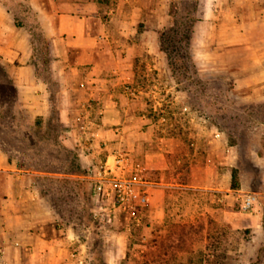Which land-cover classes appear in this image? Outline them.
Listing matches in <instances>:
<instances>
[{"label":"crops","instance_id":"obj_1","mask_svg":"<svg viewBox=\"0 0 264 264\" xmlns=\"http://www.w3.org/2000/svg\"><path fill=\"white\" fill-rule=\"evenodd\" d=\"M180 1L110 0L112 5L104 6L101 0H0V264H93V220L68 219L43 194L40 183L57 176L90 187L87 170L98 148L110 163L120 148L137 157L135 164L156 182L149 209L156 222L166 217L165 205L157 202L163 187L222 192L221 200L239 193L230 181L219 180L227 163L224 153L216 163H188L192 172L185 183L180 158H169L177 146L174 136L166 135L173 124L166 123L167 105L161 108V101L168 100L172 108L191 93L178 88L176 75L163 87L161 78L150 76L163 69L173 72L161 37L175 25ZM194 1L191 41L198 36L200 53H205L216 37L218 69L234 73L235 109L248 113L247 106L262 107L264 112V0ZM187 108L177 113L183 115ZM51 117L61 125L59 146L79 152L81 170H33L19 166L11 155L14 146L7 137L24 132L32 140L34 123L40 120L45 132ZM216 138L205 139L206 152L216 141L217 148L225 147ZM229 147L235 162L238 144ZM194 165L206 170L201 179ZM256 194L252 209L262 197ZM225 218L236 226L232 217ZM143 239L147 241L146 234ZM104 253V262L111 264L108 244Z\"/></svg>","mask_w":264,"mask_h":264},{"label":"rangeland","instance_id":"obj_2","mask_svg":"<svg viewBox=\"0 0 264 264\" xmlns=\"http://www.w3.org/2000/svg\"><path fill=\"white\" fill-rule=\"evenodd\" d=\"M108 1L101 0L104 6L111 3ZM178 7L175 25L161 37V44L173 63V72L163 69L161 75L153 72L150 76L151 80L153 76L161 78L163 87L169 83V77L176 75L178 88L188 89L191 93L190 98L179 97L172 108L168 100L161 101V108L167 105L166 123L173 124L172 132L166 131V135L172 134V141L177 146L175 156L169 158H180V179L185 183L192 172L188 163H216L224 153L227 163L219 180L230 181L239 193L221 200L222 192L163 187V195L157 197V202L165 205L166 217L163 222H156L149 212L154 202L152 190L149 203L141 211L146 228L143 224H132L128 228L123 217H118L115 223L99 224V219L94 216L97 203L92 182L89 187L77 179L46 176L41 180V190L68 219L78 222L93 220V264H106L103 260L104 244L110 246L114 256L111 264H264V112L262 107L250 110L247 106L248 113L235 109L234 73L218 69L221 54L213 48L216 37L209 40L210 50L200 53L201 39L197 36L191 41L195 1L181 0ZM148 103L153 104L152 101ZM185 106L191 114L189 110L183 115L177 113ZM170 110L176 114L170 115ZM40 126V120L34 123L32 140L24 132L18 137H7L6 142L14 146L11 155L17 158L18 165L51 173L81 170L84 163L77 155L79 152L59 146L61 125L55 118L49 119L45 132ZM216 134H219L218 138ZM209 136L224 141L225 147L222 149L220 145L217 148L216 141L206 152L205 139ZM234 143L238 144L235 162L233 150L229 147ZM117 151L130 153L123 148L114 152ZM253 152H258L261 160ZM95 153L97 156L93 158L92 167L107 158L103 148H98ZM130 156L134 164L137 163V157ZM193 171L198 179L206 174V170L196 166ZM151 174L155 176V172ZM214 180H217L216 174ZM249 192L261 193L262 197L254 209L246 210L243 203ZM214 196L216 200L213 201ZM225 216L232 217L236 226ZM144 234L147 241L143 239ZM107 236L112 237L111 240L106 241ZM124 253L126 256L122 258Z\"/></svg>","mask_w":264,"mask_h":264},{"label":"built area","instance_id":"obj_3","mask_svg":"<svg viewBox=\"0 0 264 264\" xmlns=\"http://www.w3.org/2000/svg\"><path fill=\"white\" fill-rule=\"evenodd\" d=\"M87 175L93 183L96 219L111 224L123 217L128 228L132 224H142L141 211L149 203L156 182L146 177L128 153L115 152L112 163L106 158L90 166ZM256 200V193H246L243 208L252 209Z\"/></svg>","mask_w":264,"mask_h":264},{"label":"trees","instance_id":"obj_4","mask_svg":"<svg viewBox=\"0 0 264 264\" xmlns=\"http://www.w3.org/2000/svg\"><path fill=\"white\" fill-rule=\"evenodd\" d=\"M107 2H109L108 0H106ZM112 5V3H110V4H108V6H111Z\"/></svg>","mask_w":264,"mask_h":264}]
</instances>
